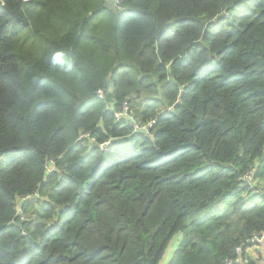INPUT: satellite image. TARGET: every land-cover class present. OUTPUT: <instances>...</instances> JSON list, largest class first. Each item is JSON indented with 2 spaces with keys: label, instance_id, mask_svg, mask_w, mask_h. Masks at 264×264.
<instances>
[{
  "label": "trees",
  "instance_id": "1",
  "mask_svg": "<svg viewBox=\"0 0 264 264\" xmlns=\"http://www.w3.org/2000/svg\"><path fill=\"white\" fill-rule=\"evenodd\" d=\"M263 232L264 0H0V264L177 236L166 264H224Z\"/></svg>",
  "mask_w": 264,
  "mask_h": 264
},
{
  "label": "built area",
  "instance_id": "2",
  "mask_svg": "<svg viewBox=\"0 0 264 264\" xmlns=\"http://www.w3.org/2000/svg\"><path fill=\"white\" fill-rule=\"evenodd\" d=\"M26 1H28V0H26ZM114 116H115L117 121H121V120L126 121L127 124L130 127H132L133 130H135V131H140V130L149 131L148 130L149 128H147V127L143 128L139 124L136 123L135 115L132 113L131 108H130L128 103H126L122 107L121 111L115 112ZM101 147H102V151H105L108 153L107 146L102 145ZM245 178H247V179H245L247 181L245 186L248 187V189L250 191H255L256 193H258V191L256 190V187L254 185V179L251 177L250 173H248L245 176ZM32 201L34 204H38L40 201H43V199L41 198V196H38V195L35 197H26V198L21 199L19 201L18 206H19V208H21L22 203L24 204L26 202H32ZM22 213H24V212L21 211L20 215ZM260 244H264V232L261 234L255 233L251 237H249L246 241L241 243V245H239L235 249L236 257L233 259H226L224 264H241V260L244 257H247L250 253H252L254 248H256Z\"/></svg>",
  "mask_w": 264,
  "mask_h": 264
},
{
  "label": "crops",
  "instance_id": "3",
  "mask_svg": "<svg viewBox=\"0 0 264 264\" xmlns=\"http://www.w3.org/2000/svg\"><path fill=\"white\" fill-rule=\"evenodd\" d=\"M243 261L246 263L256 262L257 264H264V244H260L254 248L252 253L241 260V264H244Z\"/></svg>",
  "mask_w": 264,
  "mask_h": 264
},
{
  "label": "rangeland",
  "instance_id": "4",
  "mask_svg": "<svg viewBox=\"0 0 264 264\" xmlns=\"http://www.w3.org/2000/svg\"><path fill=\"white\" fill-rule=\"evenodd\" d=\"M257 173V171L254 169L253 171H251L250 175L253 178L254 175ZM251 178V179H252ZM247 179V178H245ZM258 182H254V185H257ZM23 217H25V213L21 214ZM178 239H180L178 236L175 237V239L172 241V243L170 244V246L168 247L162 261L161 264H166L168 262V260H170V258L172 257V255H174V252L177 248V243H178ZM179 244V243H178Z\"/></svg>",
  "mask_w": 264,
  "mask_h": 264
},
{
  "label": "water",
  "instance_id": "5",
  "mask_svg": "<svg viewBox=\"0 0 264 264\" xmlns=\"http://www.w3.org/2000/svg\"><path fill=\"white\" fill-rule=\"evenodd\" d=\"M64 212H66V209H64Z\"/></svg>",
  "mask_w": 264,
  "mask_h": 264
},
{
  "label": "clouds",
  "instance_id": "6",
  "mask_svg": "<svg viewBox=\"0 0 264 264\" xmlns=\"http://www.w3.org/2000/svg\"><path fill=\"white\" fill-rule=\"evenodd\" d=\"M108 149V148H107Z\"/></svg>",
  "mask_w": 264,
  "mask_h": 264
}]
</instances>
